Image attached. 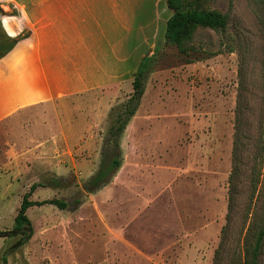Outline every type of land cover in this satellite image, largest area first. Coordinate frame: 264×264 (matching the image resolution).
<instances>
[{
	"label": "rangeland",
	"instance_id": "obj_1",
	"mask_svg": "<svg viewBox=\"0 0 264 264\" xmlns=\"http://www.w3.org/2000/svg\"><path fill=\"white\" fill-rule=\"evenodd\" d=\"M188 1L228 26L198 28L180 49L165 43L167 0L146 11L136 43L153 61L110 185L85 196L113 157V111L130 101L139 65L73 99L63 137L37 156L14 129L0 133V264H245L264 225V0ZM33 185L31 201L69 208H31V227L9 235Z\"/></svg>",
	"mask_w": 264,
	"mask_h": 264
},
{
	"label": "crops",
	"instance_id": "obj_2",
	"mask_svg": "<svg viewBox=\"0 0 264 264\" xmlns=\"http://www.w3.org/2000/svg\"><path fill=\"white\" fill-rule=\"evenodd\" d=\"M161 2L0 0V55L14 43L0 58V133L14 129L35 156L61 140L73 99L117 86L149 57L136 35Z\"/></svg>",
	"mask_w": 264,
	"mask_h": 264
},
{
	"label": "trees",
	"instance_id": "obj_3",
	"mask_svg": "<svg viewBox=\"0 0 264 264\" xmlns=\"http://www.w3.org/2000/svg\"><path fill=\"white\" fill-rule=\"evenodd\" d=\"M188 0H167L169 9L173 15L168 19L165 32V43L169 46L183 48L185 43L192 40L196 29H208L212 31H224L228 26V17L217 11L204 9L197 3H188ZM14 46L10 40H7V46L3 49L0 58L6 55ZM153 59L146 57L140 63L136 74L134 75L133 90L130 101L122 108L113 111L114 124L111 126L106 146L113 149V157L110 163H103L96 175L84 186L85 196L95 195L98 191L110 185L123 166V154L121 151V141L124 132L131 120L135 117L140 101L143 97V82L149 74ZM237 142L235 150V162H237ZM59 186V183H56ZM42 185H33L31 190L24 196L19 213L15 219L14 235L19 234L25 228L31 227V222L27 212L34 207H41L44 204H50L64 211L69 205L63 201H51L49 203H38L31 201V197ZM80 204V201L78 202ZM256 237L255 244L251 250L246 252L245 264H259L260 257L264 248V225ZM22 243L17 245L18 248Z\"/></svg>",
	"mask_w": 264,
	"mask_h": 264
},
{
	"label": "water",
	"instance_id": "obj_4",
	"mask_svg": "<svg viewBox=\"0 0 264 264\" xmlns=\"http://www.w3.org/2000/svg\"><path fill=\"white\" fill-rule=\"evenodd\" d=\"M32 235V232H28L26 239L23 241L25 242L27 239H29ZM7 236L5 234H0V238H6Z\"/></svg>",
	"mask_w": 264,
	"mask_h": 264
},
{
	"label": "flooded vegetation",
	"instance_id": "obj_5",
	"mask_svg": "<svg viewBox=\"0 0 264 264\" xmlns=\"http://www.w3.org/2000/svg\"><path fill=\"white\" fill-rule=\"evenodd\" d=\"M23 231H24V230H22L21 232H23ZM21 232H20V233H21ZM29 232H30V231H29ZM20 233H19V234H20ZM11 234L14 235V230H13V232L10 233L9 235H11ZM27 234H28V233H27ZM15 235H17V234H15ZM24 240H25V239H23L20 243H25V242H23Z\"/></svg>",
	"mask_w": 264,
	"mask_h": 264
}]
</instances>
